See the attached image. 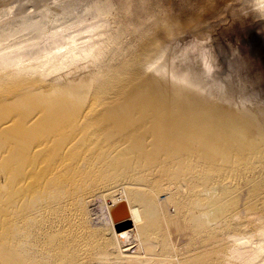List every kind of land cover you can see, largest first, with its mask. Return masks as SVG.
I'll list each match as a JSON object with an SVG mask.
<instances>
[{
	"label": "bare ground",
	"instance_id": "bare-ground-1",
	"mask_svg": "<svg viewBox=\"0 0 264 264\" xmlns=\"http://www.w3.org/2000/svg\"><path fill=\"white\" fill-rule=\"evenodd\" d=\"M18 1L0 0V264H264V0L171 16L120 53L82 19L15 38ZM104 199L109 233L88 210Z\"/></svg>",
	"mask_w": 264,
	"mask_h": 264
},
{
	"label": "rangeland",
	"instance_id": "rangeland-1",
	"mask_svg": "<svg viewBox=\"0 0 264 264\" xmlns=\"http://www.w3.org/2000/svg\"><path fill=\"white\" fill-rule=\"evenodd\" d=\"M22 1L23 0H20V2L18 1L19 3L16 2V5L19 4L20 6L14 5V8L11 12L12 16L13 14L17 15L18 13L21 15H18L17 17V19L20 18L18 19V24L21 25V28H17L19 29V32L16 33V35L14 36L15 38L18 35L23 37L32 35L35 31V27L30 25L32 21H40L41 19H46L48 21V25L51 23L58 26H68L75 25L77 24V21L79 22L82 19L86 22L93 21L94 24L106 23L117 30V35L112 43V47L115 49V51H118L120 53L123 47H126L127 51L131 50L133 48L131 46H133L134 44H132V42L135 41V37L137 38L141 33H143V31H146L149 27H151L158 21H167L168 19L169 21L174 19L178 21L193 19V21H195L194 23H196L198 21H201L202 18L207 14H214V12L218 11L220 7L219 5L224 0H26V3L24 0L23 4ZM15 8L19 9L17 10ZM16 12L17 14H15ZM43 12L45 13L43 14ZM46 14H48V16ZM197 18H199V20H197ZM22 24L26 26H23ZM259 38L260 37H258V35L253 33L246 38L242 39V37H239L237 39L241 42H244L242 43V48L246 49L242 51L244 53H248V50H250L251 48L247 49V47L250 45V43L259 42ZM221 45L222 44H220V46L216 45L213 52V59L215 60L214 71H221L220 75L227 77L226 74H228V72H230L229 70L232 69V65L230 63L231 50H227ZM202 47L203 40L202 42L192 43L190 50L193 52H198L202 55ZM115 55L117 54L110 55V63L115 62ZM238 58L240 59L241 57ZM193 59L194 57H192L191 61ZM248 61H250V65L252 60ZM192 62L194 63L195 60ZM244 71L248 75L251 74L249 69H246ZM105 202L106 199L97 201L94 205L89 206L88 210L89 215L91 214V226L95 229L98 228L97 230L99 231L104 232L103 230H105L109 233L112 230L109 228V224L104 215ZM126 222H129L130 224H120L117 226V230L131 227L130 221H125L123 224H125ZM99 227H101L102 229H99ZM121 244L122 243L120 239H115L107 249L108 255H111L112 257H121L120 251L123 250L121 249ZM140 252L141 251L139 250L135 252V254H140Z\"/></svg>",
	"mask_w": 264,
	"mask_h": 264
}]
</instances>
